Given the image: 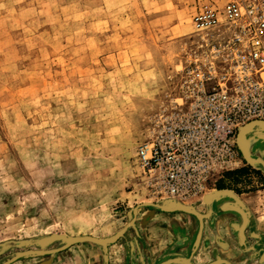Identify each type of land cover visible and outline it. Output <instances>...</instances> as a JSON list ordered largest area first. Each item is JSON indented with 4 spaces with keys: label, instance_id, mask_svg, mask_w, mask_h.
Returning a JSON list of instances; mask_svg holds the SVG:
<instances>
[{
    "label": "rangeland",
    "instance_id": "obj_1",
    "mask_svg": "<svg viewBox=\"0 0 264 264\" xmlns=\"http://www.w3.org/2000/svg\"><path fill=\"white\" fill-rule=\"evenodd\" d=\"M232 1L264 12V0H0V264H264L263 127L245 133L260 161L238 144L236 192L221 177L199 197L154 196L139 154L184 103L187 67L232 79L237 26L193 20ZM248 190H263L255 210L236 194ZM171 200L198 214L156 206ZM174 212L187 215L180 240L162 231ZM54 235L113 241L39 243Z\"/></svg>",
    "mask_w": 264,
    "mask_h": 264
},
{
    "label": "built area",
    "instance_id": "obj_2",
    "mask_svg": "<svg viewBox=\"0 0 264 264\" xmlns=\"http://www.w3.org/2000/svg\"><path fill=\"white\" fill-rule=\"evenodd\" d=\"M237 26L232 48L233 77L194 66L185 71L184 103L158 115L153 137L140 147L151 193L163 199L199 197L239 160L238 133L264 122V12L253 4L209 3L194 15L197 29L221 20Z\"/></svg>",
    "mask_w": 264,
    "mask_h": 264
},
{
    "label": "crops",
    "instance_id": "obj_3",
    "mask_svg": "<svg viewBox=\"0 0 264 264\" xmlns=\"http://www.w3.org/2000/svg\"><path fill=\"white\" fill-rule=\"evenodd\" d=\"M245 164L242 163V166L238 167L237 169H234V170H230V171H227L223 176H222V179L218 182L219 183V186H222V188H225V189H231L233 192H236L234 190L237 189V187H233L231 186L230 184L233 185V181H235V178L238 176V173L239 172H243L244 170L242 168H244ZM242 169V170H241ZM237 170V172H236ZM237 174V175H236ZM237 186H241V184H237ZM263 190H248V191H243V192H240L239 193H236L237 195H244L246 196L245 197V202L247 203V205L252 208V209H256V205L258 204V200L260 198H262V193ZM224 197V196H223ZM223 199H225L226 202H228L229 200L227 199V196L224 197V198H219L220 202L223 201ZM230 202V201H229ZM220 205V204H219ZM217 204L216 203H212L210 204L209 208H212V207H216ZM168 214L169 216H165V219L163 220H168V222L171 224V226H167L165 227L162 231L163 233H165L166 231H170L172 232L174 238H176V240H180L181 236H183L182 234H184V226L183 224L180 222V220H182L185 216L184 213H179V212H174V213H166ZM163 218V217H161ZM259 221V222H258ZM218 223V222H217ZM216 222L213 223L211 222L209 219H207V221L205 222V230L211 228L212 227H218V224ZM221 223V222H220ZM255 224V228L257 229H260L261 228H264V222H261L260 221V217H259V220L258 219H255V221H253V225ZM221 226V225H220ZM160 230L158 229L157 230V233H158V236L160 235L159 232ZM162 233V235H163ZM251 235V234H250ZM250 235H248L249 237H251ZM262 236H264V234H262ZM244 237H246V241H247V235L244 233ZM258 239H260L262 242H264V237H262L261 239V235L258 236ZM251 250L254 249V247L250 248ZM248 250V249H247ZM255 256V253L254 255ZM252 256V257H253ZM207 259H205V257H203V255H198V253H196V256L194 255L192 258H191V262H193L194 264H210L209 262L210 261H206Z\"/></svg>",
    "mask_w": 264,
    "mask_h": 264
},
{
    "label": "water",
    "instance_id": "obj_4",
    "mask_svg": "<svg viewBox=\"0 0 264 264\" xmlns=\"http://www.w3.org/2000/svg\"><path fill=\"white\" fill-rule=\"evenodd\" d=\"M255 125L256 126H259V127H263L264 128V122L263 121H254V122H250L248 124H246L245 126H243L240 130H239V133H238V144H239V148L241 150V152L247 156L248 160L250 161H253V162H256V161H260V160H257L255 158H252L248 155L247 151L245 150V146H246V143L245 144H242L243 141L246 142V135L245 133H243V131H245V129L247 131L250 130V127H252V125ZM245 128V129H244ZM244 134V137L242 138L241 135ZM242 142V143H241ZM223 192H225L223 190ZM228 192V191H227ZM220 191H217L215 192L214 194H219ZM172 201V200H171ZM171 201H169L168 203H170ZM157 207H159L160 209L164 210V211H172V210H186V211H191L195 214H198V212L195 210L194 207L190 206V207H187L185 205H183L182 203L178 202L177 204H175L174 206H171V205H167V206H164V205H156ZM56 239H60V240H64L66 241L68 244L72 245L74 243H78V242H82V241H96L98 243H102V244H106L108 243L109 241H113V240H109V239H104V238H97V237H93V236H78V237H73V238H66L64 236H57V235H54V236H51V237H44L42 239L39 240V243L41 245H46L48 244L51 240H56Z\"/></svg>",
    "mask_w": 264,
    "mask_h": 264
},
{
    "label": "bare ground",
    "instance_id": "obj_5",
    "mask_svg": "<svg viewBox=\"0 0 264 264\" xmlns=\"http://www.w3.org/2000/svg\"><path fill=\"white\" fill-rule=\"evenodd\" d=\"M254 126H255V125L253 124V125H252V127H250V130H251V129H253V128H254ZM244 129H245V128H244ZM250 130H249V131H250ZM245 132H247V130H246V129H245V131H243V133H245ZM241 137L243 138V137H244V134H243V135H241ZM246 141H247V140H246ZM241 143H242V142H241ZM245 143H246V142H244V141H243V143H242V144H245ZM247 145H248V144H247ZM247 145H246V146H247ZM213 195H215V194H214V193H212V194H210V195H209V197H212ZM175 204H177V202H172V201H171V202H170L168 205L174 206ZM194 208H195V207H194Z\"/></svg>",
    "mask_w": 264,
    "mask_h": 264
}]
</instances>
